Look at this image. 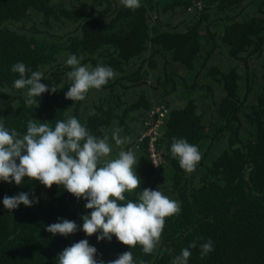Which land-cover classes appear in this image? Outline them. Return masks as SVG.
I'll use <instances>...</instances> for the list:
<instances>
[{"label": "trees", "instance_id": "trees-1", "mask_svg": "<svg viewBox=\"0 0 264 264\" xmlns=\"http://www.w3.org/2000/svg\"><path fill=\"white\" fill-rule=\"evenodd\" d=\"M200 1L199 10L195 0H140L131 10L121 0H0V123L23 135L30 119L54 128L74 116L96 137H109V159L121 147L136 155L141 184L125 193L126 201L151 189L181 204L145 254L115 236L47 232L58 218L82 228L87 201L55 184L0 181V264H58V254L82 239L105 264L126 251L135 264H172L193 242L188 264H264V0ZM73 54L81 65L111 67L116 77L82 101L66 99L72 83L66 60ZM16 63L41 71V83L57 92L27 106V89L13 87ZM157 104L169 112L155 143L165 164L154 170L146 142L138 150L133 145L145 112ZM116 129L130 141L117 146ZM174 137L197 146L202 159L194 172L172 156ZM20 192L39 202L6 209L4 196ZM209 239L214 250L202 258L200 245Z\"/></svg>", "mask_w": 264, "mask_h": 264}, {"label": "clouds", "instance_id": "clouds-1", "mask_svg": "<svg viewBox=\"0 0 264 264\" xmlns=\"http://www.w3.org/2000/svg\"><path fill=\"white\" fill-rule=\"evenodd\" d=\"M121 3L131 10L141 6L140 0H121ZM81 59L73 54L66 60V66L72 69L66 76L72 83L65 98L74 102L84 100L90 89L100 90L117 75L109 66L81 65ZM11 71L19 74L13 87L27 89V106L38 107L36 98L49 90L57 92L55 87L41 83V71H32L23 63L14 64ZM91 114L96 113L93 110ZM119 132L120 129H116L112 139L117 146H123L130 138H122ZM108 141L107 135L96 137L74 116L57 121L54 128L46 122L30 119L23 135L0 123V181L20 186L28 178L39 181L48 189L55 184L63 186L77 200L87 201L84 206L91 212L81 217L82 228L75 221L58 218L59 222L45 228L53 235L67 237L82 230L89 237L97 234L98 241H111L115 236L129 249L140 245L145 254H150L160 243L166 218L179 215L181 204L161 191L151 189H144L137 202L126 201L125 193H133L140 187L141 179L136 172L139 162L133 151H125L122 147L116 158L109 159L112 148ZM171 154L188 173L194 172L202 159L197 146L183 138H173ZM29 196L26 192L13 197L6 195L3 205L12 211L21 204L32 207L39 202L38 198L30 199ZM195 247L193 242L182 249L172 264H188L189 249ZM200 249L203 258L214 250L212 241L209 239L201 244ZM96 255L97 249L87 239H82L66 247L57 258L58 264H105L103 260H97ZM107 264H135V261L132 252L126 251ZM140 264L144 262L140 261Z\"/></svg>", "mask_w": 264, "mask_h": 264}, {"label": "built area", "instance_id": "built-area-1", "mask_svg": "<svg viewBox=\"0 0 264 264\" xmlns=\"http://www.w3.org/2000/svg\"><path fill=\"white\" fill-rule=\"evenodd\" d=\"M201 2L200 0H195L193 6L199 10L201 9ZM168 112L169 109L165 104L152 105L144 114L141 127L135 139L136 142L133 145V148L138 150V144L143 141L146 142L147 158L154 170H158L165 164L163 152L156 148L155 143L163 132Z\"/></svg>", "mask_w": 264, "mask_h": 264}, {"label": "rangeland", "instance_id": "rangeland-1", "mask_svg": "<svg viewBox=\"0 0 264 264\" xmlns=\"http://www.w3.org/2000/svg\"><path fill=\"white\" fill-rule=\"evenodd\" d=\"M54 33L57 34V35H60L62 33V31L60 29H57V27L54 28ZM184 78H186V75H184ZM130 141V140H129ZM220 147H223V144H218L217 146H214L212 149H214L215 151L220 149ZM211 149V150H212ZM121 150V149H120ZM161 184V182H160ZM158 184L157 187L160 185Z\"/></svg>", "mask_w": 264, "mask_h": 264}, {"label": "crops", "instance_id": "crops-1", "mask_svg": "<svg viewBox=\"0 0 264 264\" xmlns=\"http://www.w3.org/2000/svg\"><path fill=\"white\" fill-rule=\"evenodd\" d=\"M139 131V130H138ZM138 133V132H137ZM137 133H136V135L135 136H137Z\"/></svg>", "mask_w": 264, "mask_h": 264}]
</instances>
